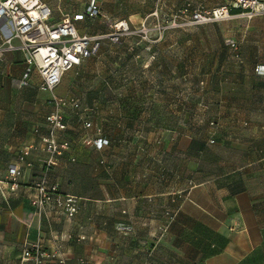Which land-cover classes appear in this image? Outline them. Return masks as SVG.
<instances>
[{
	"label": "crops",
	"instance_id": "obj_1",
	"mask_svg": "<svg viewBox=\"0 0 264 264\" xmlns=\"http://www.w3.org/2000/svg\"><path fill=\"white\" fill-rule=\"evenodd\" d=\"M43 1L57 22L85 14L90 0ZM123 1L100 0L101 13L78 21L79 32H107L119 20L143 22L151 15L122 9ZM260 34L255 50L242 47L241 59L210 55L206 78L185 89L170 83L179 73L169 74L166 48L127 52L122 44L132 36L104 41L96 55L66 72L64 94L42 90L36 69L25 77L23 52L0 58V264H35L23 258L30 243L57 253L48 264H169L170 229L204 231L203 264H249L264 239V74L256 71L264 66V30ZM140 53L144 58L136 60ZM53 96L80 99L76 109L63 106L66 129L58 137L70 146L48 175V185L58 183L62 195L78 198L72 218L54 202L41 214L31 203L48 159L42 139L56 109ZM85 120L93 126L86 128ZM87 137L110 143L99 149ZM27 146L32 165L20 163L13 190L8 169ZM174 206L180 212L171 224ZM120 223L131 231L118 230Z\"/></svg>",
	"mask_w": 264,
	"mask_h": 264
},
{
	"label": "built area",
	"instance_id": "obj_2",
	"mask_svg": "<svg viewBox=\"0 0 264 264\" xmlns=\"http://www.w3.org/2000/svg\"><path fill=\"white\" fill-rule=\"evenodd\" d=\"M189 6L190 3L182 11H188ZM100 13V0H90L85 14H65L61 20L53 22L51 20L53 10L43 0H0V58L10 52H23L28 65L25 77L29 76L32 69H36L41 76L40 88L54 93L65 73L96 55L104 41L118 43L124 37L140 31L131 27L127 20L122 19L115 22L107 32L96 34L79 32L78 21L85 16L95 18ZM240 16L264 17V0H228V3L210 9L197 7L192 9L185 21L186 24L197 25ZM142 26L141 31L147 36L148 28L145 24ZM226 42L233 56L239 59L238 41L230 38ZM256 71L264 74V66H257ZM201 85H204L203 81ZM53 100L56 109L47 116L49 133L42 139L48 159L42 176L34 182L37 194L32 198L31 203L36 208V212L41 214L50 202H54L63 215L72 218L80 209L78 198L73 195H62L58 183L48 185V175L55 164V159L70 146L69 140L58 137L59 132L66 129L63 106L71 105L76 109L80 106V99L64 100L53 96ZM210 125L214 127L216 123L211 121ZM84 126L90 128L93 124L85 120ZM85 141L99 149L110 143L109 139L103 137H87ZM209 141L214 143L215 139L211 138ZM30 150L31 147H24L18 156V162L9 166L7 182L13 190L17 189L22 176L20 163H25L29 167L32 165L27 161ZM117 229L124 232L131 231V227L125 223L118 224ZM57 256L55 251L44 250L40 243L28 244L23 252V258L33 259L35 264H48ZM59 262L65 264L63 259Z\"/></svg>",
	"mask_w": 264,
	"mask_h": 264
},
{
	"label": "rangeland",
	"instance_id": "obj_3",
	"mask_svg": "<svg viewBox=\"0 0 264 264\" xmlns=\"http://www.w3.org/2000/svg\"><path fill=\"white\" fill-rule=\"evenodd\" d=\"M188 3H190L188 11L183 12ZM226 3L228 0H124L122 9L136 8L138 11L151 15L143 22H139L140 19L129 20L131 27L140 31L126 36L125 38L132 37L124 41L122 45L127 48V52H134L136 47L144 50L147 46L163 45L166 48L165 61L169 74L175 76L177 75L175 73H179L177 82L170 83L181 85L180 87L185 89L189 83L206 78L203 74L209 71L207 67L212 60L209 56L213 53H219L217 56L220 59L236 61L227 46V39L233 38L238 41L241 53L243 46L248 47L250 52L252 48L255 50L257 41L262 40L260 32L264 30L263 16L253 18L240 16L197 25L186 24L185 19L192 9L197 7L210 9ZM143 24L148 28L147 36L141 31ZM109 28L110 26L107 29ZM135 36L136 38L133 39ZM131 48L134 49L131 50ZM141 53L135 57L136 60L144 58ZM202 66L207 68L206 71L200 69ZM174 70L175 72H172ZM65 81L64 77L54 92L59 89L60 93L64 94ZM141 88L136 86L137 90ZM168 211V221L172 224L180 211L176 209V206L170 207ZM260 216L263 218L264 214ZM261 225L264 226V221ZM169 234V264H203L202 258L205 253L202 250L200 234H204V231L170 229ZM261 235L264 236V229L261 230ZM176 242H179L178 246ZM249 264H264V239L255 248Z\"/></svg>",
	"mask_w": 264,
	"mask_h": 264
},
{
	"label": "trees",
	"instance_id": "obj_4",
	"mask_svg": "<svg viewBox=\"0 0 264 264\" xmlns=\"http://www.w3.org/2000/svg\"><path fill=\"white\" fill-rule=\"evenodd\" d=\"M234 12H237V10H234ZM106 41H109V40H106ZM239 43V42H238ZM228 46V45H227ZM229 47V46H228ZM230 49V48H229ZM237 59V58H236ZM239 59H241V51H240V58ZM201 87H202V85H201ZM215 123H216V121L215 120H213Z\"/></svg>",
	"mask_w": 264,
	"mask_h": 264
}]
</instances>
